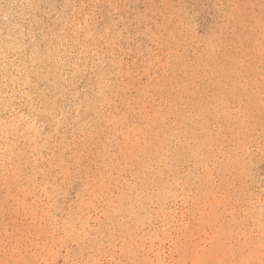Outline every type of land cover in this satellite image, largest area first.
Returning a JSON list of instances; mask_svg holds the SVG:
<instances>
[{
	"label": "rangeland",
	"instance_id": "374dc122",
	"mask_svg": "<svg viewBox=\"0 0 264 264\" xmlns=\"http://www.w3.org/2000/svg\"><path fill=\"white\" fill-rule=\"evenodd\" d=\"M0 264H264V0H0Z\"/></svg>",
	"mask_w": 264,
	"mask_h": 264
}]
</instances>
